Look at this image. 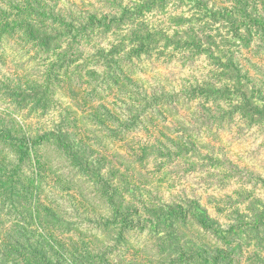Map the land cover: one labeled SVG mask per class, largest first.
<instances>
[{
    "label": "rangeland",
    "instance_id": "obj_1",
    "mask_svg": "<svg viewBox=\"0 0 264 264\" xmlns=\"http://www.w3.org/2000/svg\"><path fill=\"white\" fill-rule=\"evenodd\" d=\"M91 4L84 8L93 9ZM123 5L129 6L125 2ZM60 7L68 11L67 3H61ZM164 16H168L164 22L162 17H156L146 23L150 28L167 29L168 35L187 27L172 28L171 21L166 20L170 19L169 14ZM221 23L224 29L219 28ZM95 25L102 29L98 35L91 36L97 33L91 27L89 35L81 33L78 40L73 37L68 44L67 40L55 43L50 53L43 49L36 51L26 41V45L20 46L11 41L0 45V131H7L9 138L0 137V161L5 170L0 168V194L7 196L1 203H5L10 215L5 224L10 227L12 221L21 220L15 216L18 212L15 208L25 198L20 192L19 176L13 170L21 168L28 174L37 165L43 171L48 162L45 179L35 190L44 191L41 200L51 212L47 216L40 214L37 232L42 234L47 226L62 233L75 230L81 234L75 240L86 244L77 253H72L71 248L68 253L57 250L61 257L54 263H76L79 254L84 262L101 264H171V259L179 255L190 259V264H213V260L214 264H230L228 249L234 248L237 254L234 264H264V120L255 125L241 123L240 128L233 125V130L240 129V136H236H245L239 139L244 142L231 143L230 137L228 142H221L227 147L225 157L232 156L236 169L228 170V162L221 168L219 160L215 164L219 176L210 175L217 180L212 186L194 183L201 178L199 175L208 172H201L207 167L206 152L201 148L204 142H192L190 146L166 143L165 131L147 128L129 106L126 108L130 113L121 117L130 120L119 119L117 115L123 112L119 108L125 105L122 100L116 104L117 87L107 85L108 80L119 76V69L107 73L99 62H118L108 61L102 55H108L118 45L120 38H113L119 32L114 30L116 23L102 21ZM227 25V21L214 23L217 30L206 36L203 23H199L195 28L201 41V45L195 41L199 49H195L189 35L180 32L179 41L186 57L178 56L175 49L180 48L175 45L170 48L173 51L159 54L160 40L159 46L152 47L148 54L152 59L197 61L202 73L199 77L217 81V86L226 76L232 81H226L225 87L236 88L245 83L247 92L250 87L264 91L263 43L255 37L241 46L230 45L232 30ZM139 29L144 31L143 27ZM87 42L96 44L86 51ZM120 49L118 46L117 52L112 50V57L119 56ZM133 49L138 51L136 46ZM128 54L134 56L131 51ZM51 56L55 62L48 59ZM41 63L47 70H31ZM133 63L138 69L133 77L139 88L133 87L130 92L131 87L125 86L122 90L130 92L134 100L146 94L152 85L157 91L163 90L164 77L173 81L178 76L177 70L169 69L168 64L156 61L148 74V67L137 59ZM173 64L182 65L175 62L170 67ZM236 72L238 75L234 76ZM250 76L256 77V81L250 80ZM203 83L202 79L201 87L205 88ZM255 99L254 94L252 100ZM263 100L264 93L260 92L258 103ZM151 121L161 123L158 115H152ZM24 134L33 141H39L43 135H50L51 140L31 144L21 164L19 145L13 141ZM208 158L215 161L213 155ZM5 181L11 182L10 185ZM49 186L52 189L45 190ZM255 219L260 223L253 228L245 226ZM175 263L182 264L179 260Z\"/></svg>",
    "mask_w": 264,
    "mask_h": 264
},
{
    "label": "trees",
    "instance_id": "obj_2",
    "mask_svg": "<svg viewBox=\"0 0 264 264\" xmlns=\"http://www.w3.org/2000/svg\"><path fill=\"white\" fill-rule=\"evenodd\" d=\"M123 2L129 6L125 7ZM61 3L68 4V11L61 9ZM90 3L94 5L93 9H90L91 6L87 9L84 8ZM251 8L254 9L251 10ZM167 14H169L170 19L166 20L171 21L170 26H173L172 28L181 25H187V27L183 31L175 29V33L168 35L165 31L167 29L161 26H159V29L150 28L146 23L156 17H162V22H164L165 18L168 17L164 15ZM102 21L116 23L114 30L119 32L113 39L118 40L120 38V41L112 50L115 49L117 52V47L119 46L121 48L120 55L112 57V50L108 55H102V57L108 58V61L117 60L118 62L109 64L107 61H99L107 73L114 68L119 69V76L107 82L110 88L117 87L116 90L119 95L115 96L116 104L121 103L120 101L122 100L125 105V107L119 108V110H123L120 115H117L119 119L126 120V122L130 120L122 119L121 117L125 113H130L126 108L129 106L138 113L141 118L139 120L147 128L155 129L159 127L161 131H165L166 143L175 142L180 145L190 146L192 142L195 144L204 142L201 144V148L206 152L207 167H203L201 172H208L204 174L205 176L199 175L201 178L194 181V183H201L200 186L204 185L203 187H205L207 184V187L209 185L212 186L211 184L217 181L215 178H211L210 175L219 176V173L216 172L218 168H215V164H218L219 160L221 168L222 164L227 165L228 162L230 164L227 165L228 170L236 169L232 156L229 154L230 158L225 157L224 152L227 147L222 146L221 142H228V137L231 138V143H237L243 141L239 139H245V136L242 138L238 137L240 136L238 135L240 129L233 130V125H238L240 128L246 123L255 125L258 124L257 122H263L264 115H261V111L264 109V100L258 103V99L259 93H264V91L260 88L250 87V91L247 92L245 83H241L236 88L225 87L228 86L226 81H232L230 77L226 76L220 79L218 86L215 84L217 81H205L202 78L204 81L202 85L205 87L203 88L201 87L202 79L199 77L202 73L200 68L196 66L198 64L197 61L152 59L148 53L152 47L159 46L157 41L160 40L162 45L157 47L159 54L173 51L170 48L175 45L180 48L175 49L178 56L186 57L183 52L185 51L184 46L179 41L180 32L189 35V40L193 39L192 43L195 49H199L198 43L201 45V41L195 31V28L198 27L197 25L203 23V28L206 29L205 35L207 36V34L217 30V28L215 30L214 23L217 24L220 21H227L228 28L230 27V30H232L231 41L228 40L230 45L234 44L237 46L238 44L241 46L244 41L255 37L259 38L264 45V2L257 0L253 4L251 0H231L229 3L222 0H0V45L3 41H11L20 46L22 44L26 45L24 42L26 41L36 51L43 49L44 52L50 53L55 43L59 41L64 43L63 41L67 40L68 44V41H73V37L78 40L81 38V33H88L89 35L91 27L92 30L97 29V33L91 36L98 35L102 29L97 27L95 23ZM141 27L144 28V31L139 29ZM220 27L225 28L222 23ZM64 28L67 31L61 30ZM188 28H191V31H187ZM76 32L78 35H76ZM88 35H85V38H88ZM216 38L220 39L221 37ZM209 40L211 41V36H209ZM98 43L102 44V41ZM84 44L88 46L86 51H89L96 43H91L90 45L87 42ZM134 46H136L138 51H134ZM185 47L191 49L187 45ZM130 51L136 57L129 56L128 53ZM48 59L55 62L53 56L48 57ZM133 59H137L141 65H145L146 69L148 67V74L152 72V69H154L153 64L157 61V64H168L169 69H176L178 76L173 81H169L168 78L164 77L162 79L164 81L163 90L157 91V87L152 85L149 89L147 88L146 94L142 93L143 95L139 96L138 100H134L135 98L132 95L130 96V92L133 87L138 86L133 77L138 69L133 63ZM175 62H179L182 65L173 64L170 67V64ZM117 65L130 66V68L122 69V67L119 68ZM150 65H152L151 69ZM42 68L44 71L47 70V67L42 63L31 67V70H41ZM220 68L224 70L226 67ZM51 70H49V75ZM114 70L116 71V69ZM237 75L238 73L234 76ZM47 79L52 84V80ZM249 79L256 81L254 76H250ZM125 86L131 87L130 92L122 90ZM161 93H164V95L161 96ZM254 94L257 97L255 101L252 100ZM152 115L160 117L161 123L159 125L151 121ZM227 115L229 117L224 119ZM134 118L137 119V115ZM239 119L241 120L240 123H238ZM171 130H175V132L172 133ZM223 132L224 134H222ZM7 134V131H0V137L7 136ZM225 134L227 135L225 136ZM29 138L24 134L13 141L19 145L20 156H17L21 164L24 163L25 153L29 150L31 144L41 141L49 143L51 140L50 135H43L39 141H33ZM5 139H9L8 136ZM215 145H218L217 148H215ZM210 155L215 157V161L212 158H208ZM202 160L205 162L204 159ZM49 167L50 164L46 162L43 171L37 165L28 174L22 172L21 168L13 170L12 173L19 176L20 192L24 194L25 198L15 208V210H18L15 216L21 220L17 223L12 221L13 223L10 227L5 224V219L10 216L9 211L5 209V203H1V201L4 202L7 196L0 194V219L3 220L0 222V264H57L54 263V260L61 257L57 255V250L59 252L65 251L66 253H68L70 248L72 253L84 250L86 244L81 240H75L81 236L75 230L62 233L61 231H55L56 229L51 226H47L42 234L37 232L39 228V222L37 221L40 219V214L47 216L51 212L49 208L47 209L43 206L44 202L41 198L44 191L35 190L39 184H42L41 179H45L44 175ZM0 168L5 172L1 161ZM41 171L42 175L39 174ZM203 180H209V183H202ZM10 183L5 181L7 186ZM47 189L50 190L52 188L49 186L45 190ZM43 208L44 210H42ZM26 223L31 224L26 225ZM259 223L260 220L255 219L254 223L245 226L253 228ZM45 230H47V233ZM155 230L156 228L153 229V232ZM16 234H18L17 237L15 236ZM56 234L59 235L56 236ZM228 250L230 253L227 261H230V264H234L237 259L235 249L230 248ZM63 256L65 255L63 254ZM78 256L79 258L75 259L76 263L73 261L72 264H101L99 261L84 262L82 255L78 254ZM146 258L147 256L143 259L146 260ZM171 260V264H176L175 262L178 260L182 264L190 262V259H186L184 255H179L178 258H172Z\"/></svg>",
    "mask_w": 264,
    "mask_h": 264
}]
</instances>
